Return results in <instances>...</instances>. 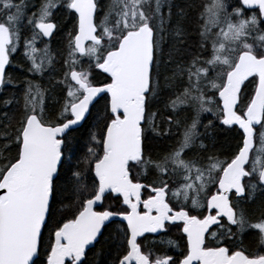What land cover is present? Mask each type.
I'll return each mask as SVG.
<instances>
[{"label":"snow or ice","instance_id":"obj_1","mask_svg":"<svg viewBox=\"0 0 264 264\" xmlns=\"http://www.w3.org/2000/svg\"><path fill=\"white\" fill-rule=\"evenodd\" d=\"M241 3L258 13L244 17L241 8L230 10L227 0H212L205 6L201 47L211 39V55L193 57L186 67H177L175 75L186 74L187 87L166 107L172 113L189 101L197 107L191 122L174 133V126L181 128L179 121L150 110L151 101L162 91L159 68L165 24L171 25L173 15L170 0H112L102 16H98V0H41L30 15L26 0H0V86L11 83L10 78L6 80V67L25 24L32 35L24 38V55L35 77L52 64L48 47L38 49L36 43L57 30L54 13L66 10L74 21L68 33L67 71L58 82L67 89L59 116L54 121L46 119L47 90L26 80L19 126L14 137H6L11 143L0 149V264H88L86 249L99 243L116 216L126 226L116 230L120 251L114 264H264V247L250 253L242 239L240 246L236 243L248 229L258 231L264 246V219L249 223L232 202V196L254 199L257 190L264 194V0ZM176 16L172 33L176 43L183 45L179 20L183 10ZM209 24L219 29L215 38L209 35ZM82 58L88 59L87 68ZM93 68L106 74L99 87L90 79ZM249 78L255 88L245 101L242 85ZM209 89L214 90L212 96L207 95ZM101 93L107 94V118L99 139L92 138L100 151L88 148L94 180L85 194L80 172L69 167L71 177H64L61 166L68 132L85 119L89 105ZM216 94L218 101L213 99ZM213 103L220 124L242 130V144L225 161L215 155L203 162L185 159L189 150L206 151L202 136L216 125L211 120L202 125L200 114L213 112ZM257 126L259 147L253 155ZM149 130L161 137L178 134L177 146L157 160L146 157L144 141ZM138 166L155 169L157 179L148 185L139 182L133 177ZM69 188L81 196L78 206H72L71 218L62 215L49 228L57 206L68 199L63 193ZM144 189L148 196L142 199ZM106 195H114L126 207L97 210ZM46 228L50 241L42 254ZM172 228L186 238L179 256L142 251L138 237ZM167 243L173 245L170 240Z\"/></svg>","mask_w":264,"mask_h":264},{"label":"trees","instance_id":"obj_2","mask_svg":"<svg viewBox=\"0 0 264 264\" xmlns=\"http://www.w3.org/2000/svg\"><path fill=\"white\" fill-rule=\"evenodd\" d=\"M19 2V0H17ZM112 0H98V16H102L103 12L107 10V7L111 4ZM212 0H170L173 4V15L171 25L165 24L164 28V42H163V57L161 66L159 68V79L162 86V91L157 95V98L151 101V112H160L165 115L171 114L173 119L181 123V128L173 127V132L178 133L182 131V125L184 123H190L191 117L195 115L194 109L190 107H181L177 112L172 113L166 105L177 94L179 81L176 78V71L178 65L186 67L193 57L200 56L202 59H207L211 55V41L209 40L204 47H201L202 37L200 31L204 27L205 18L202 17V11L205 6L210 4ZM27 13L30 15L36 11V7L41 3V0H26ZM241 8L244 12L245 9L241 6L240 0H235L233 9ZM183 10V16L179 18L183 27V45L176 43L172 28L177 21L176 13ZM165 15H167V9H164ZM66 10L56 11L53 16V20L57 23V30L51 37V41L45 44L49 49V55L52 58V64L47 67L45 73L42 76H33L29 73V61L25 56L16 54L13 58V63L10 64L6 72V80L11 79V83H5L0 89V149L5 144L11 143L6 137H14L15 130L18 128L19 120L23 114V90L25 87L24 82L26 80H32L34 83L39 84L42 90H47L45 95V117L46 119L55 120L59 116L61 106L67 98V89L64 84L58 83L64 79V74L67 71L65 66V60L68 59V33L73 30L74 22L72 18L67 14ZM22 38L20 42L24 43V38H30L32 35L31 30L25 26L21 32ZM41 41L44 42L43 39ZM45 47V46H44ZM43 47V48H44ZM179 49V52L176 51ZM169 53H172L171 59ZM206 53L208 55H206ZM84 68L88 67V59L82 58ZM78 65V70H79ZM181 76V75H180ZM90 79L94 85H101L106 81V75L100 70L94 69L91 72ZM243 96L245 101L250 97L253 84H245L242 87ZM208 96H212L208 95ZM107 95L100 96L94 104L91 106L90 111L84 122L80 127L74 128L68 132V147L65 148L64 159L65 162L61 166V175L64 177H71L69 167L72 172H80L81 184L86 186L84 189L85 194L92 190L94 175L90 171V165L88 160L93 159L89 156L88 148L92 147L96 152L100 151L101 146L91 141V137L95 136L99 139L103 130L104 121L107 118L105 111ZM214 101H217L216 96L213 97ZM11 101L10 104L6 103ZM192 111L194 113H192ZM216 115V114H215ZM208 113H201L200 120L202 125L208 124L209 120L216 126L214 128L207 129V135L202 136L203 143L206 145V151H192L186 152L185 159L196 160L198 157L203 162L209 155L218 156L219 160H228L240 144L239 132L232 128L226 129L216 123V119ZM157 123L160 120L157 119ZM199 131L203 134L205 128L201 126ZM146 139L144 141L146 157H152L153 160L163 157L170 152L176 141L179 140V135L173 137H161L157 136L151 130L146 132ZM15 153V148L12 149V154ZM190 153H194L193 156ZM8 153H4L7 155ZM228 158V159H226ZM197 161V160H196ZM133 177L141 180L146 184H151L157 179V173L155 169H145L143 166H138L133 170ZM64 197L68 199L64 200L62 205H58V213L55 219L49 221V228H54L57 221L61 220L62 215L71 218L72 206H78L80 195H77L71 188L63 193ZM102 208L111 209L113 211L123 210L125 207L122 205L121 200H117L113 195H106L103 201ZM245 214L249 219H255L264 214V194L260 191L256 192L255 198L247 201L245 199ZM123 222L116 221L114 224H108V227L104 230V235L99 238V243L87 250L88 264H114L115 257L120 251L119 239L116 235V230L122 228ZM49 228L44 230V237L41 246V253L46 249L47 244L50 241ZM111 234L112 239H109ZM240 238L257 242L256 232L253 230L243 234ZM43 259V255L41 257Z\"/></svg>","mask_w":264,"mask_h":264},{"label":"flooded vegetation","instance_id":"obj_3","mask_svg":"<svg viewBox=\"0 0 264 264\" xmlns=\"http://www.w3.org/2000/svg\"><path fill=\"white\" fill-rule=\"evenodd\" d=\"M234 2H235V0H227V3L231 6L230 7V10L233 9ZM240 4H241V2H240ZM241 6H242V4H241ZM204 12H205V9H204V11H202V13H204ZM255 13H258V9H246L245 8V17H250L251 15H253ZM53 21L56 23L55 20H53ZM204 24H205V20H204ZM217 32H218V28L215 27L214 25L209 24V34L213 35V34H215ZM51 39L52 38H50V39L43 38L44 42L41 41V40L37 41L36 47L38 49H41L44 46H46L45 44H48L49 45ZM248 42L249 43H253L254 41L252 39H249ZM23 45H24V43L23 42H20L17 51L10 58L11 59V63L14 62L13 61V58L16 57L15 56L16 54H19L22 57L25 56L24 55V47H23ZM209 47H211V46L209 45ZM206 55H208V54L206 53ZM86 63H87V61L83 62V64H86ZM9 66L10 65L7 66L6 72H7ZM248 83L253 84V90H252V93H251V94H253L254 88H255V83L253 81V78H249L248 81H245V84H248ZM216 99L218 101L217 94H216ZM216 108H217V105H216ZM208 114H210L212 117H214V115H215V114H212V113H208ZM215 119H216V123H218L223 128H226V129H232V128H234V129H236L239 132V134H240V144H239V146H240L242 144V133H241V131L236 126L229 127V126H224V125L220 124L219 123V120L217 119V115H215ZM259 131H260V129L257 126L256 127V133H257V135H256V137H254V150H253V153H252L253 155H255V149L257 147H259V140H258ZM237 149H238V147H237ZM217 158H218V156H217ZM226 159H228V158H226ZM221 161H225V160L222 159ZM139 182L144 183L145 185H148V184H146L145 182H143L141 180H139ZM244 182L245 183H248L249 182L248 181V178H245ZM211 190L213 192H215L216 191L215 186H213L211 188ZM258 191L259 190H257V192ZM147 196H148V189L142 190V193H141L142 199L147 198ZM230 196H232V194H230ZM251 199H253V198H249V199H246V200L247 201H250ZM232 202L237 205V211H242L244 213L245 218L249 221V223H258V222L261 221V219H264V214L261 215V216H259V217H257V218H255V219H249L247 217V215L245 214V211H244L245 210L244 209L245 208V199H238V198L232 196ZM173 203L176 204L177 207H180V204H178L175 200H173ZM98 210H100V209H98ZM234 230H235V228H234ZM248 231H250V230L246 229L245 232H244V234L247 233ZM253 231L256 232L257 242H253L252 243L251 241L246 240V238H245V240H243L242 238H238L237 241H236V243H237L238 246H240V240L242 239L243 240L242 246L244 248H246L248 250V252H250V253H259L260 250H261V247H264V246H262L260 244L258 231H256V230H253ZM209 239L211 240V238H209ZM169 240L173 242V245H169L167 243V241H169ZM138 241L141 243L142 251L147 252V251L151 250L157 256L165 255V254L172 255L173 257L179 256L180 253L184 251V246L186 244V238L183 237V234L181 232H179L175 228H172V229H170L167 232L147 233L143 237H140L138 239ZM161 241H164V243H161Z\"/></svg>","mask_w":264,"mask_h":264},{"label":"rangeland","instance_id":"obj_4","mask_svg":"<svg viewBox=\"0 0 264 264\" xmlns=\"http://www.w3.org/2000/svg\"><path fill=\"white\" fill-rule=\"evenodd\" d=\"M205 20H206V17H205ZM218 31H219V29H218ZM215 34H216V33H215ZM215 34H213V35L209 34V35H210L211 38H215ZM210 41H211V39H210ZM41 49H43V48H41ZM180 75H181V76H180ZM176 78H177L178 80H180V81H179L178 89H177V92H176L177 94L174 95L175 97H174L172 100H175L176 97H177V95L181 94V93L183 92V89H184L185 87H187V75H186V74L181 73V74H179V75H176ZM213 91H214V90H210V89H209V90L207 91V95H211V94L213 93ZM156 98H157V97H156ZM156 98H155V99H156ZM153 100H154V99H153ZM153 100H152V101H153ZM186 106L190 107L191 109H194V111H195V108L197 107L193 102L189 101L187 104H182V105L178 106L175 112H177L181 107H186ZM211 107L213 108V112H208V113L215 114V113H216V103H213V104L211 105ZM175 112H174V113H175ZM192 113H194V112L192 111ZM92 138H93V137H91V141H93ZM193 154H194V153H193ZM193 154L190 153L191 156H193ZM196 160L199 161L200 159H199L198 157H196Z\"/></svg>","mask_w":264,"mask_h":264},{"label":"water","instance_id":"obj_5","mask_svg":"<svg viewBox=\"0 0 264 264\" xmlns=\"http://www.w3.org/2000/svg\"><path fill=\"white\" fill-rule=\"evenodd\" d=\"M241 1V0H240ZM244 7V6H243ZM51 38V37H50ZM50 38H46V39H50ZM7 68V67H6ZM106 75V74H105ZM94 86H97V87H99V86H101V85H94ZM242 87H243V85H242ZM0 88H1V86H0ZM104 94H106V93H101V94H99L97 97H95L94 98V100H93V102H92V104H90L89 105V110H90V108H91V106L94 104V102L100 97V96H102V95H104ZM107 95V94H106ZM217 97H218V94H217ZM218 99H219V97H218ZM88 114L89 113H86L85 114V119H86V117L88 116ZM84 119V120H85ZM84 120H82L79 124H77V125H74L73 126V128L72 129H74V128H77V127H80L81 125H82V123L84 122ZM233 126H236L238 129H239V127L237 126V125H233ZM240 131H241V133H242V130L241 129H239ZM93 175H94V172H93ZM142 184H144V183H142ZM114 196V195H113ZM122 202V201H121ZM123 205V204H122ZM123 206H125V205H123ZM97 207H100V206H97ZM126 207V206H125ZM98 210V209H97ZM115 221H120L121 222V218L119 217V216H116V217H114L113 218ZM123 223H125V225H126V221H123ZM106 224H108V222H106ZM145 234H147V233H145ZM144 234V235H145ZM140 237H138V239H139ZM92 246H89V248H91ZM88 248V249H89ZM88 249H86V251L88 250Z\"/></svg>","mask_w":264,"mask_h":264}]
</instances>
